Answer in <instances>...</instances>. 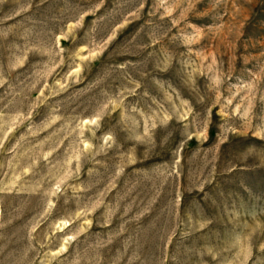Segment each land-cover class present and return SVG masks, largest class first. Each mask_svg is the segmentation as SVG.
Segmentation results:
<instances>
[{
    "label": "rangeland",
    "instance_id": "374dc122",
    "mask_svg": "<svg viewBox=\"0 0 264 264\" xmlns=\"http://www.w3.org/2000/svg\"><path fill=\"white\" fill-rule=\"evenodd\" d=\"M0 264H264V0H0Z\"/></svg>",
    "mask_w": 264,
    "mask_h": 264
}]
</instances>
